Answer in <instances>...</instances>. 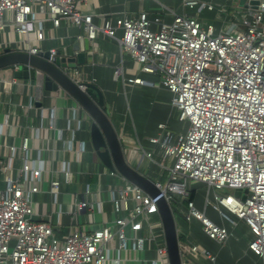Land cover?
Wrapping results in <instances>:
<instances>
[{
    "label": "built area",
    "instance_id": "1",
    "mask_svg": "<svg viewBox=\"0 0 264 264\" xmlns=\"http://www.w3.org/2000/svg\"><path fill=\"white\" fill-rule=\"evenodd\" d=\"M88 1L0 0V51L36 56L47 23L54 29L61 24L80 29L76 41L81 44L84 39L93 43L101 34L116 42L120 54L135 66L134 76L123 86L167 91L177 122L188 128L185 134L184 130L177 133L168 116L157 124L154 135L138 139L130 154L135 164L158 169L154 180L150 179L159 192L156 198L103 168L94 174L99 181L102 176L118 177L121 184L103 186L100 181L94 190L86 184L79 198L63 209L57 202L59 187L73 184L77 171L72 170V158L62 161L61 180L48 184L57 206L55 216L70 217L61 238L51 222L35 220L34 199L41 192L48 158L42 149L32 153L30 138L22 137L19 145L8 148L6 160L0 161V171L6 174L0 188V264H169L156 207L160 198L169 205L176 225L196 222L202 234L218 245L233 238V230L243 223L251 236L248 252L264 264V0H255V8L253 0H246L236 12L239 24L219 33L188 15H174L170 23H164L144 12L135 18H104L95 25L93 17L82 11ZM232 1L184 0L183 6L197 13L220 8L225 14ZM69 49L61 42L49 54L52 58L60 50L61 57H69ZM63 73L83 89L78 68ZM141 74L153 75L156 81H145ZM37 77L42 82V75ZM77 117L73 130L67 127L69 139L63 141L75 162L87 152L86 142H79L75 135L86 120ZM41 126L61 139L53 112ZM34 132L38 136L39 129ZM15 161L19 168L14 176ZM192 184L207 190L203 211L197 209ZM235 191L241 192L240 198L233 196ZM210 192L213 204L208 200ZM105 203L114 215L111 223L96 218L104 216ZM209 206L218 224L206 217ZM82 213L91 214L92 221H81ZM180 254L182 261L194 255L216 264L215 255L198 245L180 243Z\"/></svg>",
    "mask_w": 264,
    "mask_h": 264
},
{
    "label": "crops",
    "instance_id": "2",
    "mask_svg": "<svg viewBox=\"0 0 264 264\" xmlns=\"http://www.w3.org/2000/svg\"><path fill=\"white\" fill-rule=\"evenodd\" d=\"M183 1L89 0L82 11L83 14L93 17L92 22L95 25L101 24L104 18H135L142 12L146 13L149 18L159 17L164 23H170L174 15H188L196 18L205 26H214L216 33L224 31L228 25L239 24V17L236 12L243 6L240 4V0H233L230 4L232 8H228L225 14L220 8L211 12L204 10L197 13L195 10L184 8ZM199 1L213 2L220 0ZM8 31L9 29L6 28L5 32ZM81 34L82 31L76 27L67 28L61 24L58 29H54L50 23H47L45 40L40 44V52L44 53L49 52L51 49H57L60 47L61 42L66 47L71 48L76 42V37ZM11 36L13 40L17 41L16 35L11 34ZM89 46L90 50L86 54L85 64L78 67L82 73L80 80L94 85L101 91L106 112L115 128L128 164L131 167L135 165V169L143 173L142 164H135L130 154L136 149L138 139L142 140L155 134L157 124L163 122L160 118L165 117L169 105H171V103L168 104L171 95L167 91L158 88L144 87L139 89L132 85L123 86L127 79L134 76L135 66L129 58L120 54L116 42L100 34L93 43L89 42ZM117 71H120L121 75ZM140 77L145 81H156L153 75L141 74ZM67 101L68 96L62 92H45L40 79L36 82L17 80L14 78V72L11 68L0 70V128L2 127L0 132V161L4 162L6 160L9 154L8 148L11 145H19L22 137L30 138L32 153H35L38 149L45 151L48 158L47 172L43 177L44 183L41 192L34 199L35 220L51 222L55 227V234L58 238L65 234L69 218L64 214L61 217L55 216L57 206L52 202L48 184L54 179L61 180L58 173L61 162L72 158V170L77 171L73 178L76 177V184H61L59 187L57 202L63 206V209L67 204L72 205L79 198L82 191L81 185L85 177L88 178L87 184L91 188H95L97 182L105 183L106 181L105 177L99 181L94 175L96 169L103 172L104 167L91 148L88 123L84 124L82 130L75 133L79 142H86L87 152L75 162L73 155L66 153L64 150L63 141L70 137L67 127L70 125L71 130H73L75 121L79 119L77 116H80V110L69 109ZM170 111H172V107ZM52 112L56 117L58 129L62 131L60 140L55 132L48 131L41 126L44 121H48ZM157 116L159 117L158 120L150 122V118ZM68 121L71 124H68ZM148 125L150 126L149 130L147 129ZM36 129H39L38 136L34 132ZM13 168L15 176L19 168L18 161L14 162ZM151 177V180H154V177ZM5 178L6 174L0 171V188L4 186ZM108 180L110 181L109 185L121 184L118 177H110ZM103 211L104 216L97 215L96 218L98 220L103 218L104 221L111 223L114 215L110 204L105 203ZM80 220L90 222L92 221V215L82 213V219L80 218ZM177 231L181 244L198 245L209 251L215 255L216 264H234L236 262L240 264H261L260 259L247 250V243L251 236L243 223H238V227L233 230L234 237L224 245H218L208 240L202 234L200 225L196 222L190 225H185L181 221L177 222ZM146 258H149V254ZM183 262L184 264H211L209 261L197 258L194 255L184 257Z\"/></svg>",
    "mask_w": 264,
    "mask_h": 264
},
{
    "label": "water",
    "instance_id": "3",
    "mask_svg": "<svg viewBox=\"0 0 264 264\" xmlns=\"http://www.w3.org/2000/svg\"><path fill=\"white\" fill-rule=\"evenodd\" d=\"M245 1L240 0V4L243 5ZM257 4L255 0L251 2L253 8ZM89 50V42L86 39L82 44L76 41L72 45L69 57H61L60 50L51 58L49 52H38L36 56H31L6 49L0 54V70L16 67L14 78L30 82H36L39 73L42 75V87L45 92H62L68 96V108L79 109L80 118L88 123L90 145L102 166L117 173L151 198H156L159 192L154 183L126 161L115 128L106 112L101 91L90 83H82L81 89L63 73L65 69L75 70L83 66ZM240 195V191L233 194L235 198H240ZM241 200L244 201V197ZM156 207L163 226L169 264H183L175 217L163 198L156 202Z\"/></svg>",
    "mask_w": 264,
    "mask_h": 264
},
{
    "label": "rangeland",
    "instance_id": "4",
    "mask_svg": "<svg viewBox=\"0 0 264 264\" xmlns=\"http://www.w3.org/2000/svg\"><path fill=\"white\" fill-rule=\"evenodd\" d=\"M2 53V51H0V54ZM80 71V70H79ZM80 73H81V71H80ZM139 89H142V87H139ZM171 103V99H170V101H168V104H170ZM171 110V105H169V108H168V111H167V113H166V115L167 114H169L168 116H170V126H171V128H173V130H175L177 133H179V132H181V130H184L183 132H184V134H185V132H186V130H187V128H188V124H185V123H178L177 122V116H176V113L172 110V111H170ZM166 115H165V117H163V118H160L161 119V121H165V119L168 117H166ZM158 116L157 117H152V118H150V122H152V121H155V120H158ZM148 128V130L150 129L149 127V125L147 126ZM148 134H150V133H148ZM147 136V135H146ZM148 137V136H147ZM133 168H136V166L134 165L133 166ZM96 171H98V169H96ZM142 171H143V173H141L142 175H144L146 178H148V179H152V177L151 176H153V174H157V172H158V169L156 168V167H154V166H151V165H144V163H142ZM102 173V172H101ZM100 173V174H101ZM75 175V174H74ZM103 176L101 177V180H103ZM109 179V178H108ZM107 178H106V181H105V183L104 182H102V185L104 186V185H106L107 183H109L110 181L108 180ZM74 180V184H76L75 182L77 181V179H76V177H75V179H73ZM88 183V178L87 177H85L84 178V182L82 183V185H81V188H82V191L84 190V187H85V185ZM163 183H164V181H163ZM91 186H93V185H91ZM96 188V187H95ZM95 188H93L92 187V190H94ZM191 192L195 195V197H196V204H197V209H199L200 211H203V203H204V201H205V198L207 197V190H206V188L205 187H203V186H201V185H198V184H192L191 185ZM208 200L210 201V203L211 204H213L214 203V201H213V193L212 192H210L209 193V195H208ZM67 205H69V204H67ZM66 215V214H65ZM68 218H70L68 215H66ZM175 216H177V213H175ZM206 217L208 218V219H210L211 221H213V222H216L217 224H218V222H219V219L217 218V216H216V214L214 213V211H213V208L211 207V206H209L208 208H207V210H206Z\"/></svg>",
    "mask_w": 264,
    "mask_h": 264
},
{
    "label": "trees",
    "instance_id": "5",
    "mask_svg": "<svg viewBox=\"0 0 264 264\" xmlns=\"http://www.w3.org/2000/svg\"><path fill=\"white\" fill-rule=\"evenodd\" d=\"M193 198V196L191 197V199ZM179 241H181V239L179 240Z\"/></svg>",
    "mask_w": 264,
    "mask_h": 264
}]
</instances>
